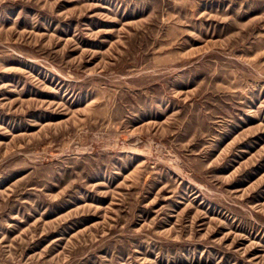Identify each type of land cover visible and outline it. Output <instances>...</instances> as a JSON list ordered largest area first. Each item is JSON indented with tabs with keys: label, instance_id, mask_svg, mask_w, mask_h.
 Segmentation results:
<instances>
[{
	"label": "rangeland",
	"instance_id": "obj_1",
	"mask_svg": "<svg viewBox=\"0 0 264 264\" xmlns=\"http://www.w3.org/2000/svg\"><path fill=\"white\" fill-rule=\"evenodd\" d=\"M0 264H264V0H0Z\"/></svg>",
	"mask_w": 264,
	"mask_h": 264
}]
</instances>
